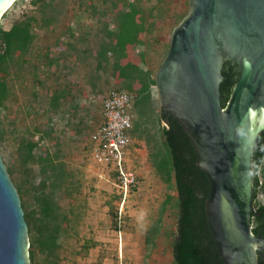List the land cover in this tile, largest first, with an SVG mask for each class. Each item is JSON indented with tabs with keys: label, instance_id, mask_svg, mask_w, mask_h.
Wrapping results in <instances>:
<instances>
[{
	"label": "trees",
	"instance_id": "1",
	"mask_svg": "<svg viewBox=\"0 0 264 264\" xmlns=\"http://www.w3.org/2000/svg\"><path fill=\"white\" fill-rule=\"evenodd\" d=\"M58 1L31 0L35 6L34 13L23 14L9 29L0 24V117L6 106V98L11 95L10 81L13 78L32 76V100L26 101V110L33 112L35 125L27 126L18 136L13 150L15 164L7 166L18 189L28 224L31 264H59L62 238L68 230L65 221L75 211L74 205L66 210L61 202V194L67 185L73 186L74 194L81 192V177H76L77 168L67 160L65 145L68 143L61 141L60 133L73 129L76 134H80L88 125L87 117L74 113L79 111V104L70 101L72 95L68 87L71 83L67 77L63 82L56 80L49 86H45V79L40 78L43 73L46 79L50 78L53 65L60 69L66 67V64H60L59 57L50 49L44 50L37 44V30L53 31L49 27L57 21V15L61 12ZM163 1L157 0V3ZM88 6L96 8L94 3ZM118 6L117 0H111L112 9ZM131 7V10H136L139 6L133 4ZM187 13L178 14L177 23ZM152 29V26L138 22L132 11L118 9L114 14L113 29L104 26L94 33L89 30L80 32L77 41L70 43L68 49L76 56L75 67L81 69L83 78L92 87H96L104 75L107 77L118 73L123 81L115 88L134 91L136 94L132 104L136 120L133 121L130 134L143 140L154 176L170 190L146 231V258L152 252L159 235L164 234L169 239L173 264H225L207 219L209 179L198 164L194 146L176 117L162 107L155 109L150 105L158 69L154 71L144 61L138 64L120 63L126 56L127 46L139 41L138 34L152 32ZM71 36H74V32ZM151 44L149 36L148 45ZM94 50L97 56L91 59ZM17 51L19 57L15 55ZM26 63H31L32 67L28 69ZM222 74L224 79L220 83V98L222 106H226L240 76L238 65L230 60L224 61ZM43 88L46 89L45 95L42 93ZM32 101L39 103L34 107ZM85 111L88 114V109ZM43 116L47 119L45 126L39 119ZM57 120L63 127L55 135V143L47 153L42 147V140L50 139L52 133L57 131ZM2 132L3 128L0 127V140ZM37 132L39 136L36 138ZM253 162L255 180L252 231L264 235V131L258 136ZM167 209H171L175 229L165 227ZM257 256L258 264H264V252L258 251Z\"/></svg>",
	"mask_w": 264,
	"mask_h": 264
},
{
	"label": "water",
	"instance_id": "2",
	"mask_svg": "<svg viewBox=\"0 0 264 264\" xmlns=\"http://www.w3.org/2000/svg\"><path fill=\"white\" fill-rule=\"evenodd\" d=\"M9 0H0V10ZM239 79L226 106L223 63ZM162 108L178 119L209 179L206 212L225 264H258L252 231L254 162L264 131V0H189L155 75ZM28 224L0 153V264H31Z\"/></svg>",
	"mask_w": 264,
	"mask_h": 264
},
{
	"label": "rangeland",
	"instance_id": "3",
	"mask_svg": "<svg viewBox=\"0 0 264 264\" xmlns=\"http://www.w3.org/2000/svg\"><path fill=\"white\" fill-rule=\"evenodd\" d=\"M117 1L119 6L112 9L111 0H59L58 6L61 12L57 15V21L49 27L53 31L37 30L39 33L37 44L44 50L48 48L56 54L57 49L54 47L66 46L73 38L70 34L72 31L78 30L80 33L89 30L94 33L104 26L113 29L114 14L118 9H124L132 11L137 21L143 22L148 27L152 26V32H141L142 36L136 48L139 56L137 63L144 61L148 67L156 71L168 49L174 27L181 22L177 23V16L187 13L189 0H164L159 4L157 0ZM91 3L96 4L95 9L88 6ZM133 4L138 5V9L131 10ZM34 10L35 6L31 0H15L0 18V24L5 29H9L15 20L23 14L34 13ZM149 36L151 46L148 45ZM91 41L94 42L95 39ZM15 55L19 57L20 53L17 51ZM26 65L28 69L32 67L31 63ZM50 72L52 75L48 79L45 78L44 73L40 76L45 79V86L53 84L56 80L63 82L66 75L72 77L75 75L78 82H86L79 67L70 66V69L67 67L60 69L54 66ZM31 79L32 76L29 75L27 78H13L10 81L11 95L6 98V106L1 112L0 127L3 128V132L0 153L6 166L15 164L13 150L18 136L27 126L35 125L33 112L26 110V101L32 100ZM114 86L119 87V84L115 83ZM42 93L46 94L45 88L42 89ZM103 98L102 95L95 94L87 97L85 102L79 103V111L74 113L88 119V125L82 133L76 134L73 129L67 130V133H60L61 141L68 143L65 145L67 160L79 171L76 177H81V192L74 194L73 186L67 185L61 194V202L66 210H70L74 205L75 211L74 214L69 215V220L65 221L68 230L62 238L61 259L58 262L59 264H173L169 239L164 234L159 235L152 252L146 258V231L152 217L157 214L161 202L170 192L167 186L154 176L147 154V160L144 156L141 167L135 163L138 173L144 176L139 177L138 187L126 198L122 212V200L113 182L112 172L106 166L93 163L90 159L91 138L100 123ZM38 103L39 101H32L34 107ZM150 105L155 109L161 107L156 86L152 91ZM87 109L88 114L85 111ZM131 113L135 121L136 111L133 105ZM39 119L45 126L47 119L44 116ZM56 127L57 131L52 133L50 139L42 140V147L47 153L55 143V135L63 127L59 120ZM38 136L39 132L36 138ZM144 150H146L145 144ZM145 152L147 153V150ZM173 220L171 209H167L165 227L170 230L175 229Z\"/></svg>",
	"mask_w": 264,
	"mask_h": 264
},
{
	"label": "built area",
	"instance_id": "4",
	"mask_svg": "<svg viewBox=\"0 0 264 264\" xmlns=\"http://www.w3.org/2000/svg\"><path fill=\"white\" fill-rule=\"evenodd\" d=\"M135 98L134 91L112 88L103 98L100 123L91 138L90 159L112 172L122 200L121 212L126 198L140 183L139 173L133 165L138 151L130 134Z\"/></svg>",
	"mask_w": 264,
	"mask_h": 264
},
{
	"label": "crops",
	"instance_id": "5",
	"mask_svg": "<svg viewBox=\"0 0 264 264\" xmlns=\"http://www.w3.org/2000/svg\"><path fill=\"white\" fill-rule=\"evenodd\" d=\"M73 22L79 23L78 21H73ZM73 22H72V24H74ZM138 22H140V21H138ZM108 28H110V27H108ZM72 32H74V31H72ZM72 32L70 34H72ZM77 35H80L78 30H76L74 32L73 38L67 42L66 46L54 47L55 49H57V51L55 50V52H57L56 56L59 57L60 64L61 65L66 64L67 69H70V66L75 68V65L77 63L75 54L68 49L70 43H75L77 41V38H76ZM141 36L142 35L140 32L138 34V40H140ZM137 43H139V42H136L135 44L127 46L126 56L120 60V63L125 64L127 62H133V63L138 64L137 62L139 61V56H138V51L136 50V48H138ZM57 45H59V43ZM90 46L92 47L91 42H90ZM51 55H52V53H51ZM96 56H97V51L94 50V52L90 55V58L94 59V58H96ZM54 66L55 65H53L51 68H54ZM68 66H69V68H68ZM73 76L74 77L66 76L67 77L66 79H69V77H70L69 81L71 83V85L68 87V91L72 95V97L70 98V101L76 102L78 104L85 102L87 97L95 95V94H99V95H102L103 97H105L112 88H115V86H114L115 83L120 84L123 81V77L120 76L118 73H116L112 76H107V77L104 75V77L102 79H100L99 82L97 83V86L92 87L88 80H86V82H84L81 79L82 82H78V80H76L75 75H73ZM154 86H156V83L152 86V91H153ZM136 87H139V84H136ZM101 111H102V108L100 110V119H101ZM132 138H133V146H134V148H137L136 150L138 151V158L134 159L133 165L136 168L135 163H137L138 166L141 167V165H143V163H144V158H145L144 156H146V154H147L145 152L146 150H144V142H143V140H138L136 137H132ZM146 160H147V156H146ZM142 167H144V166H142ZM140 176L142 178V176H144V175L139 174V177Z\"/></svg>",
	"mask_w": 264,
	"mask_h": 264
},
{
	"label": "bare ground",
	"instance_id": "6",
	"mask_svg": "<svg viewBox=\"0 0 264 264\" xmlns=\"http://www.w3.org/2000/svg\"><path fill=\"white\" fill-rule=\"evenodd\" d=\"M15 0H9L4 6L3 8L0 10V18L2 17V15L4 14V12L12 5V3Z\"/></svg>",
	"mask_w": 264,
	"mask_h": 264
}]
</instances>
